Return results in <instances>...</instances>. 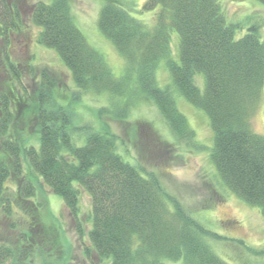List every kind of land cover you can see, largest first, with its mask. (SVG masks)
<instances>
[{
    "label": "trees",
    "instance_id": "16d2710c",
    "mask_svg": "<svg viewBox=\"0 0 264 264\" xmlns=\"http://www.w3.org/2000/svg\"><path fill=\"white\" fill-rule=\"evenodd\" d=\"M8 1L0 0L5 61L10 36L20 26L18 10ZM258 1L264 6V0ZM142 9L155 12L151 28L131 20L115 1L107 0L99 10L98 29L129 62L140 88L146 85L141 92L154 102L176 136L183 137L188 127L173 91L206 113L213 132L210 159L221 183L264 217V137L250 127L254 102L264 88L260 22L251 20L238 33L241 24L227 19L219 0H147ZM30 21L39 29L37 41L55 51L76 89L121 95L123 82L85 42L61 3L38 1ZM172 30L178 38L174 57L167 49ZM162 57L172 90L147 83ZM13 68L9 67V91L0 92V197L13 193L10 199H0V205L6 215L15 213L22 220L10 225L19 229L15 241L0 240V264H38L35 258L41 255L54 257L56 246L51 241L61 245V228L53 224L49 233V224L41 220V205L34 200L38 180L62 198L78 237L82 240L86 235L93 253L109 264H165L166 260L227 264L204 242L205 237L217 235L186 213L155 174L125 162L115 151L118 138L106 126L102 132L94 131L89 124L74 125L60 108L45 109L54 80L42 75L35 109H24L17 116L15 105L23 98L14 92L18 77ZM25 118H34L37 147L27 144L28 136L10 129L18 120L26 123ZM72 133H79L77 140ZM10 176L15 180L12 192L5 185ZM82 192L90 206L86 234L79 221ZM83 252L87 256L89 249L84 246Z\"/></svg>",
    "mask_w": 264,
    "mask_h": 264
},
{
    "label": "rangeland",
    "instance_id": "374dc122",
    "mask_svg": "<svg viewBox=\"0 0 264 264\" xmlns=\"http://www.w3.org/2000/svg\"><path fill=\"white\" fill-rule=\"evenodd\" d=\"M38 1L62 4L85 42L103 59L115 79L123 82L120 96L94 90L81 93L76 89L71 73L55 51L37 41L39 29L30 21V14ZM105 1L107 0H9L12 9L18 10L20 26L10 36L7 49L9 59L6 61V55L2 52L4 43L0 39V92L9 91L12 76L9 67H14L13 71L18 77L14 92L23 98V102L15 105L17 116H20L24 109H35L33 104L42 89V75L54 80L55 86L45 109L60 108L70 115L74 125L89 124L94 131L102 132L103 126H106V131L118 138L114 143L115 151L125 162L155 174L165 191L180 201L186 213L217 235L205 237L204 242L224 262L264 264V217L257 207L247 204L221 183L210 159L213 132L208 116L202 109L194 107L181 94L173 91L171 95L176 108L188 127L183 137L173 133L157 106L143 93L146 85L140 88L137 83L138 75L131 69L129 62L99 31L98 15ZM113 1L127 12L131 20L143 27H152L155 12L142 9L147 0ZM219 1L227 19L241 24L238 33L246 30V25L251 20L259 21V33L264 42V6L258 0ZM167 49L169 55L177 56L178 38L175 30L170 33ZM163 58L156 64L147 83L149 85L153 81L149 85L151 88L172 90ZM195 79L200 84L197 76ZM13 106L10 103V107ZM99 110L102 111L99 113ZM34 118L33 121L25 118L26 123L18 120L10 125V129L28 136L27 144L37 147ZM250 127L254 133L264 137V88L260 89L254 102ZM78 134L72 133V136L77 140ZM1 138L3 137L0 140ZM79 140L81 142L82 138ZM12 184H15V180L10 176L5 182V185H10V192L11 188H15ZM36 187L37 196L34 200L41 205V220L49 224L48 232L53 231L55 226L61 228V245L57 246V240L51 241L52 246H56L53 248L54 257L41 255L35 258L38 264H41L39 260H48L49 264H109L107 259H100L93 253L86 235L82 240L78 237L62 198L51 193L41 180L37 181ZM12 193L3 195L0 199H10ZM89 207V198L82 192L79 221L85 234L90 228L87 217ZM22 213L24 214L23 211ZM21 220L15 213L6 215L5 206L0 205V240L9 243L15 241L19 229H12L10 225ZM84 246L89 249L87 256L83 252ZM165 264L183 263L166 260Z\"/></svg>",
    "mask_w": 264,
    "mask_h": 264
}]
</instances>
